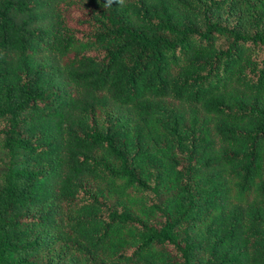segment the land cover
<instances>
[{
    "label": "trees",
    "instance_id": "1",
    "mask_svg": "<svg viewBox=\"0 0 264 264\" xmlns=\"http://www.w3.org/2000/svg\"><path fill=\"white\" fill-rule=\"evenodd\" d=\"M0 264H264V0H0Z\"/></svg>",
    "mask_w": 264,
    "mask_h": 264
},
{
    "label": "clouds",
    "instance_id": "2",
    "mask_svg": "<svg viewBox=\"0 0 264 264\" xmlns=\"http://www.w3.org/2000/svg\"><path fill=\"white\" fill-rule=\"evenodd\" d=\"M117 3H119V0H117Z\"/></svg>",
    "mask_w": 264,
    "mask_h": 264
}]
</instances>
